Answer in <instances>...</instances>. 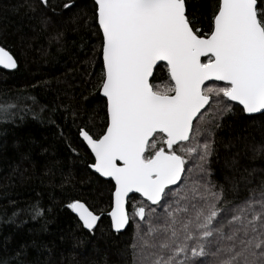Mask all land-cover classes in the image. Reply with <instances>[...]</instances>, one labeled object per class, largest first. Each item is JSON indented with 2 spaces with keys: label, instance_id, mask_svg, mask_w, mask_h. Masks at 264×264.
Returning <instances> with one entry per match:
<instances>
[{
  "label": "snow or ice",
  "instance_id": "obj_1",
  "mask_svg": "<svg viewBox=\"0 0 264 264\" xmlns=\"http://www.w3.org/2000/svg\"><path fill=\"white\" fill-rule=\"evenodd\" d=\"M21 6L45 28L55 14L50 0ZM92 9L85 26L99 39L104 130L90 134L87 96L65 106L63 118L83 122L78 135L94 154L89 167L113 189L111 228H131V264H264V179L253 186L255 169L245 168L221 183L212 167L225 116L238 110L264 120V0H92ZM205 22L207 31L197 27ZM0 67L18 69L3 47ZM163 68L170 87L162 91L152 81ZM46 109L35 96L0 97V124L29 114L56 124ZM252 151L264 153V143ZM237 164L233 158L231 167ZM67 208L90 232L101 218L79 199ZM50 212L37 199L14 206L7 222L46 224Z\"/></svg>",
  "mask_w": 264,
  "mask_h": 264
},
{
  "label": "trees",
  "instance_id": "obj_2",
  "mask_svg": "<svg viewBox=\"0 0 264 264\" xmlns=\"http://www.w3.org/2000/svg\"><path fill=\"white\" fill-rule=\"evenodd\" d=\"M50 2L55 14L49 11L45 28L34 13L21 6L25 0H0V47L18 62V69L0 67V97L35 96L39 104L47 106L45 115L52 114L56 121L41 124L29 114L23 121L0 124V264H20L21 260L24 264H131L127 251L131 228L122 234L111 228L108 213L113 189L89 167L94 157L78 135L77 126L83 122L73 125L70 116L63 118L65 106L77 107L87 96L86 109L94 117L90 134L96 137L104 130L105 109L97 87L99 39L85 26L93 13L92 0ZM64 3L75 6L69 11L63 9ZM197 27L208 30L207 22ZM58 34L62 35L54 39ZM154 75L152 82L160 90L170 87L166 68ZM52 108L58 111L50 113ZM222 123L216 131L218 158L212 164L216 179L223 183L225 175L239 176L247 168L249 172L255 169L253 186L259 184L264 179V153L254 154L252 148L264 143V120H250L237 110ZM233 158L238 170L231 167ZM134 196L136 201L140 199L138 194ZM37 199L44 208H51L46 224L27 217L24 224L7 222L14 206ZM75 199L100 215L93 231L83 228L67 208ZM33 241L37 246H32ZM25 244L26 255L14 259Z\"/></svg>",
  "mask_w": 264,
  "mask_h": 264
},
{
  "label": "water",
  "instance_id": "obj_3",
  "mask_svg": "<svg viewBox=\"0 0 264 264\" xmlns=\"http://www.w3.org/2000/svg\"><path fill=\"white\" fill-rule=\"evenodd\" d=\"M6 50V49H5ZM11 54V53H10ZM161 63H163V62H161ZM82 138V137H81ZM82 140H83V138H82ZM85 143H86V145H87V142L86 141H84ZM88 147V146H87ZM89 148V147H88ZM90 149V148H89ZM90 151H91V149H90ZM93 155V157H94V154H92ZM92 171L94 172V170L92 169ZM98 174V173H97ZM99 175V174H98ZM103 178V177H102ZM103 179H106V178H103ZM114 183V182H113ZM130 195H136V194H130ZM139 195V194H138ZM86 204V203H85ZM86 206H88L87 204H86ZM112 207H113V204H112ZM91 210V209H90ZM112 210V209H111ZM110 210V211H111ZM95 213V212H94ZM96 214V213H95ZM75 215H76V213H75ZM98 215V214H97ZM77 216V215H76ZM78 217V216H77ZM110 217V216H109ZM79 219V218H78ZM110 220H111V217H110ZM81 222V221H80ZM82 223V222H81ZM98 224H99V221L97 222V225L95 226V228L98 226ZM94 228V229H95ZM93 229V230H94ZM92 230V231H93ZM114 231V230H113ZM125 230H123V232H124Z\"/></svg>",
  "mask_w": 264,
  "mask_h": 264
}]
</instances>
